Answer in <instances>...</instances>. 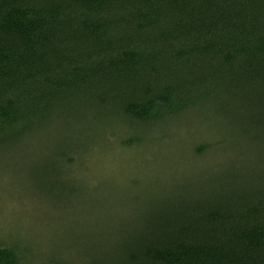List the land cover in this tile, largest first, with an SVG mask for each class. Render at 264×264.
Listing matches in <instances>:
<instances>
[{"label": "trees", "instance_id": "1", "mask_svg": "<svg viewBox=\"0 0 264 264\" xmlns=\"http://www.w3.org/2000/svg\"><path fill=\"white\" fill-rule=\"evenodd\" d=\"M6 154L0 264H264V0H0Z\"/></svg>", "mask_w": 264, "mask_h": 264}, {"label": "rangeland", "instance_id": "2", "mask_svg": "<svg viewBox=\"0 0 264 264\" xmlns=\"http://www.w3.org/2000/svg\"><path fill=\"white\" fill-rule=\"evenodd\" d=\"M27 155L28 154H22L21 158L20 155L13 154H6L0 157V229L2 231L4 230V228L13 231L20 230L19 233H22V235H25V238L29 239L31 237L37 238L40 236H42L43 238L45 236L49 237L51 235L49 231H51L52 228H46L44 223H40V220L36 218L41 214H45L48 217H51H47L46 220L48 222L51 220L53 227L56 228L55 234L57 231L59 234V228L60 230L61 228H63L66 219H63L62 222L60 221V225L58 226V218L52 217H62V215L64 216L66 214H69L70 216L73 212L72 209L75 210V208L71 207L73 205L68 206L67 204L63 203H61V205L54 206L50 202L39 199L34 190L30 192V185H27L26 187H24L25 189L22 190L18 188L17 185L20 178L24 183L34 184L33 181L28 180V178H26L23 174L21 176L18 175L17 171L22 166H24V164L29 163V156ZM104 165L108 166L106 162H104ZM9 170H16V172L14 173ZM47 179H51L50 175H47V178L45 176L42 181L47 182ZM26 191H28V193L30 192V195L38 200L26 197V195L30 196L26 194ZM81 197L84 198L83 194H81ZM38 201H41L40 204L36 203ZM90 204L92 203H89L88 206L86 205L82 207L83 210L89 212L100 209L99 205L98 207H93L89 206ZM74 212L76 214V211ZM39 229L41 230V233L40 236H37L36 233H38L37 231Z\"/></svg>", "mask_w": 264, "mask_h": 264}]
</instances>
